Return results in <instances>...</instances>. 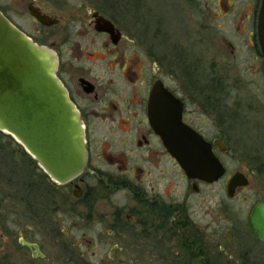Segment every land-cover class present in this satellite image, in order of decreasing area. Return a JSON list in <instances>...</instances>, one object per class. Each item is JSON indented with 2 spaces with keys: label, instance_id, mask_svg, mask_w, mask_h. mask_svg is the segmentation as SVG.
I'll use <instances>...</instances> for the list:
<instances>
[{
  "label": "flooded vegetation",
  "instance_id": "af4514ba",
  "mask_svg": "<svg viewBox=\"0 0 264 264\" xmlns=\"http://www.w3.org/2000/svg\"><path fill=\"white\" fill-rule=\"evenodd\" d=\"M260 3L248 0L238 20L247 27L245 45L261 61L264 76L257 41ZM230 9L226 5L221 12ZM0 11L35 43L56 52V75L80 114L88 154L82 173L58 184L25 151L36 173L15 181L11 195L13 253L17 259L24 255L19 263L46 264L55 254L60 264L62 241L73 239L75 230L82 240L107 247L115 264H221L225 255L232 258L226 247L237 222L224 228L221 219L209 233L206 219L209 185L225 177L227 194L235 172L249 183L243 170L225 176L223 155L236 138L226 122L234 109L226 104L232 89L224 88L223 75L192 73L150 0H0ZM176 17L172 9V22ZM226 43L234 54V45ZM162 112L174 138L179 112L180 124L211 145L225 167L219 179L188 176L155 129ZM258 201L264 198L253 202L246 223L264 245L248 226ZM217 205L223 212L222 199Z\"/></svg>",
  "mask_w": 264,
  "mask_h": 264
},
{
  "label": "rangeland",
  "instance_id": "374dc122",
  "mask_svg": "<svg viewBox=\"0 0 264 264\" xmlns=\"http://www.w3.org/2000/svg\"><path fill=\"white\" fill-rule=\"evenodd\" d=\"M247 1L150 0L161 11V18H165L163 28L172 32L176 51L186 53L184 59L190 60L192 73L223 75L224 88L232 89L226 104L234 109V114L226 118V122L230 121V135L236 140L229 144V151L223 155L225 176L236 169L243 170L248 174L249 183L235 199L226 194L225 177L208 186V232L221 219L224 228H233V222H237L233 228L234 237L226 247L233 257L225 255L221 264H264V245L254 239L246 223L253 202L264 198V172L258 171V168L264 169V76L261 75L263 71H259L261 61L253 60L251 50L245 45L247 27L238 20ZM226 5H230L229 13L221 12V7ZM172 9H176L177 22H172ZM226 42L234 45V54ZM225 113L227 115L228 111ZM24 153V148L13 137L0 131V264H20L24 259L21 253L20 259L13 253L10 233L15 181L23 183L36 173ZM221 199L223 212L217 205ZM71 234L73 239L62 241L65 251L63 259L60 256V264H115L116 261L107 256V247L99 241L82 240L77 230ZM47 260L48 264L52 261L59 264L55 254Z\"/></svg>",
  "mask_w": 264,
  "mask_h": 264
},
{
  "label": "water",
  "instance_id": "95a60500",
  "mask_svg": "<svg viewBox=\"0 0 264 264\" xmlns=\"http://www.w3.org/2000/svg\"><path fill=\"white\" fill-rule=\"evenodd\" d=\"M257 41L264 57V0ZM57 66L53 49L35 43L0 11V131L13 137L54 182L64 184L82 173L88 154L80 114L56 75ZM151 111L154 114L153 105ZM163 115L155 129L188 176L219 179L225 167L211 145L180 124L179 112L174 138ZM246 184L243 173L235 172L227 194L233 196L237 186ZM248 226L264 242V201L252 208Z\"/></svg>",
  "mask_w": 264,
  "mask_h": 264
}]
</instances>
